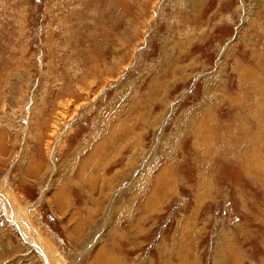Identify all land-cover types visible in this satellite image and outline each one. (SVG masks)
Segmentation results:
<instances>
[{
  "label": "rangeland",
  "instance_id": "374dc122",
  "mask_svg": "<svg viewBox=\"0 0 264 264\" xmlns=\"http://www.w3.org/2000/svg\"><path fill=\"white\" fill-rule=\"evenodd\" d=\"M263 173L264 0H0V192L52 264H264Z\"/></svg>",
  "mask_w": 264,
  "mask_h": 264
},
{
  "label": "bare ground",
  "instance_id": "6f19581e",
  "mask_svg": "<svg viewBox=\"0 0 264 264\" xmlns=\"http://www.w3.org/2000/svg\"><path fill=\"white\" fill-rule=\"evenodd\" d=\"M103 148V147H102ZM93 155V154H92ZM251 159V158H250ZM91 162H95V161H91ZM90 162V163H91ZM87 169H92L94 168V166H90V167H86ZM85 168V169H86ZM264 174V173H263ZM262 175V174H261ZM61 202H59L60 204ZM0 208L1 210L4 212L6 218L9 219V221L11 220L13 222V224L17 225L18 228H20L19 230L21 231V234H22V237H23V240L32 245L33 249L35 251H37V253L39 254L40 256V259L46 263V264H52V261H51V258H49L47 252L44 251L43 247H41L40 244L34 242L31 238L32 236L30 235V229L25 227V223L18 220L13 213L10 212V209L12 210V208L10 207L9 205V202L4 198L3 194L0 192ZM238 259L236 258L234 260V262H237ZM226 264V261L225 260H221L219 264Z\"/></svg>",
  "mask_w": 264,
  "mask_h": 264
}]
</instances>
